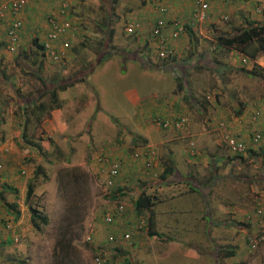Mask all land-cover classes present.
Masks as SVG:
<instances>
[{
    "label": "rangeland",
    "instance_id": "obj_1",
    "mask_svg": "<svg viewBox=\"0 0 264 264\" xmlns=\"http://www.w3.org/2000/svg\"><path fill=\"white\" fill-rule=\"evenodd\" d=\"M225 1L226 0H222V2L227 5L228 3H225ZM228 1L233 3V0ZM120 2H122L123 5L120 6L121 9L118 11L121 16L117 21L116 27L123 30L124 34L123 32H118L117 38L115 40L112 38L110 43H108V38L104 40L102 55L106 54L110 56L106 64L108 68L99 67L104 61L101 60V55H96L98 51L97 41L99 38L101 39V35L95 34L90 37H85L81 35L78 30V34L77 31L70 34L66 39L68 40L67 46L64 47L67 51H71L74 46L73 49L77 50L78 56L70 58L66 53L61 54L58 60H51V64L48 63L51 67H48V71H46L45 74H47V76L53 75V77L59 76L60 80L62 76L66 77L72 74L74 75L73 79L77 81V77L80 76L78 71L81 65L84 64L87 66L86 64H89L91 70H95L94 75L90 73L86 81L88 87L92 86L96 89L94 94L95 99L97 97L99 98L97 100L102 108H95L94 110V114L97 113V116L91 127V135L95 136L103 132L104 125H101V123H104L103 119H106L108 125L114 129H117V123H119V128H126L129 132L141 134L143 129L137 124V121H139L137 118L142 116L138 111L142 110L144 97H147L152 90L156 91L159 85L162 87L158 88L157 91L158 94H161L162 90L165 91L175 84V76L181 77L183 80L182 83L186 86L182 95V98L187 102L185 105L188 106V110H186L185 113H188L190 116H195L196 114L193 112L197 113L200 110L203 111L202 113L205 117L199 116V118L201 122H204L203 124L208 125L207 128L204 129L206 130L205 136L207 137L208 143H211L212 147H214L213 149H216L221 159H224L226 162L230 161L228 155L231 156V154L228 152L225 145H222L224 141L222 140V131L218 129V122L226 121L228 123L230 117L227 119H224V117L226 115H236L234 113L235 110L243 112L240 114H248V116L251 114L252 116V113L259 107L261 113H264V70L261 69L260 66H256L252 68V72L246 69L242 70V72H229L225 71V67L223 69L221 66H217V64L210 63V66H208L210 59L214 56L211 52L207 53L208 51H212L211 49L213 46L210 40L212 37L210 33H208V36L205 37L204 40H201L199 37L196 39L193 38L186 45L190 50L192 49L191 51L203 54L199 56V62L202 63L203 66L197 71L192 67L191 72H187L189 67L187 65L183 67L180 61H178V59H182L183 56L179 57V54L175 55L176 53L172 56L170 54L166 58H161L158 56L157 52H155L158 56L157 58V56L151 52H154L156 47L154 40L151 38V29L149 31V25H141V29L137 30V33L127 34L125 32L127 23H125V13L123 12L126 10L127 6H133L134 1L120 0ZM231 3L229 2V4ZM240 3L242 2H239V4ZM99 4L91 0L85 4L89 5L87 8L86 6L83 7V10L77 8L76 13L80 12L87 16L103 18V11L98 8ZM110 4L109 0H102L101 9L106 10V6L108 8ZM235 4L238 6V3ZM153 5L155 10H157L158 16H162L158 9V2H154ZM238 9L239 8H235V6L231 4V6L227 7L226 11L221 10L218 15L216 14L214 19H211V21L216 20L211 22L212 25H214L212 27L221 29V31H227L223 29H231L234 25H238ZM109 10L110 9L106 12H109ZM44 12L45 11H42L41 15H44ZM224 14L228 16V20H224L221 17V15ZM211 15L212 14H210V17H212ZM248 18H250V13H248ZM165 21L167 22L166 18ZM89 28H92V26H89ZM140 30H142L140 33L143 35L141 39L143 41V48L138 38V31ZM31 42L32 39L30 40V38H28V40L22 43L23 47H25L23 51H29V49L30 51L33 50ZM169 43H172V41ZM56 48L63 51L60 47ZM136 48H141L143 50L138 51ZM20 49L21 47H14L13 50H8L6 48V40H0V51H5V53H7V56H4L5 60L3 58L0 60V67L5 65L3 71L0 70V163L2 164V169L0 170V191H2V198L0 196V214H2L0 215V221L2 222L4 218H9L12 224L11 229L3 230L2 223L0 222V264H94L93 261L97 255H101L105 258V264H127L128 261L135 262L136 264H156L160 245L159 239L157 237H151L147 233V230L139 229V217L133 210L132 202L134 193L146 184H148L146 190H156L159 189V183L162 181L159 177H148L146 174L142 173V166L139 165L138 169L135 171L131 169L132 179L128 182L125 181V183H120L119 187L122 191H118L119 194L113 198L112 192L110 193L109 189L111 190V187L114 189V186L107 187L102 182L106 174L101 177L99 176L97 179L95 176L98 175V173L95 174L92 171L91 165L87 161V154L88 158H90L91 153L97 150L98 145L94 146V148L86 147V144L82 145V153L85 156V161L83 160V166H79L76 162L72 165L71 162L67 163L61 159L59 161L51 159L56 156L61 157L63 153H66L68 150L71 156H77L75 150L71 151V144L65 139L63 134H61L60 137V135L55 132L43 138L48 141L49 147L53 146V153H49L41 146L40 150H33L31 146L22 142L20 136L22 123L19 125L17 120V114L20 116L22 115L20 105L17 106V71H19V67L17 66V51H20ZM171 49L173 51L172 47ZM145 50L150 52H146ZM196 56L198 55L196 54ZM159 60L165 63H157ZM65 64L66 68L63 67ZM207 67H209L210 70H208ZM191 74L192 78L189 79V81L192 82L187 88V78ZM10 76L11 79L9 78ZM41 77L47 79L42 74ZM31 80L38 86L41 81L36 78L35 75L28 77L27 81L29 83ZM30 84L33 88V83ZM210 84L215 87L211 88ZM163 85L165 87H163ZM27 89L30 88L27 87ZM194 90L195 93L193 92ZM216 94L219 104L213 105L212 102L215 101V99H208L206 95L213 96ZM168 97L171 99L175 98L172 93H169ZM195 101L198 109L194 105ZM226 109L229 110L228 113ZM218 110L221 111L224 117H221V114L217 113ZM213 114H218V116L223 119L217 120L215 124H212L211 118ZM114 119H116V121H114ZM91 122L92 121H90V123ZM190 122L189 120V123ZM29 127V132L31 133V129H34L33 123L29 125ZM194 127L197 128L195 125ZM126 129L124 130L126 131ZM106 132L107 130L104 129V134ZM175 133L180 135L177 132ZM37 137L35 133L32 139L36 141L38 145H41L40 140L42 138L37 139ZM109 138H111V144H114L115 147H122V145L126 144V141L130 140L131 136H124L119 143H115L114 137H106L105 140ZM180 140L181 143L178 144L179 147H183V149H188L189 147V149L195 150V138L192 136H183ZM67 142L68 144H66ZM129 145L145 146L144 143L138 140L129 143ZM56 150L58 151L55 153ZM60 151H62V153ZM255 153L256 154L253 156L247 151L242 157H239L242 161H249L245 165V174H252V176L258 173L263 174L262 179L246 183L245 193L248 200L246 199L243 202L240 200L233 201V205L239 209L240 213L243 214L245 211L251 212L253 219H257V221H248V224L254 225L253 227H255V229L250 228L246 229L244 232H239L240 235H238V237L241 238V240H243L244 237L246 240L247 234L257 233L263 228V226H259L260 221L254 212L255 202H253V197L256 193L264 192V156L257 151H255ZM203 154L208 159L214 152ZM51 155H53V157ZM111 156L114 157L112 154ZM253 157L255 158L254 160H252ZM231 158H233V160L238 159L237 157ZM231 162L232 161H230V163ZM38 166L41 170H39V177L31 203L48 216L49 222L46 225H42L40 230L34 229L28 220V208L25 205L26 207L23 211L27 212L24 213L25 220L22 224L25 223L26 225L23 227L22 231H20L17 242L14 240L13 235L17 234V220L14 219L13 216L7 214L5 207L8 209V206H6L8 203L15 205L17 210V197L21 195V193L24 202L23 198L26 195L27 183L34 175V171L37 170ZM208 167L207 164V174L212 172ZM120 170L122 171L121 167ZM220 171L221 168L218 164L216 171L213 172V177L215 178L217 176L216 172L219 174ZM17 178L20 181L19 185H17ZM4 186H7V188ZM197 189L203 193L204 196L208 195V191L210 192L207 185H205V187L198 185ZM161 196V191H159L157 198L155 196V208L158 207L160 202H157L160 201L159 197ZM114 201L124 203L126 211L118 215L114 219L112 225L106 224L103 221V216L105 212L109 211V209H113L114 205H116L117 202ZM12 210L15 209L12 208ZM177 216L179 218L182 215L177 214ZM249 217L250 215H248L246 219L248 220ZM158 218L159 220L162 219L161 214H158ZM142 219L144 222L146 221L145 218ZM175 219V215L167 216V221H174ZM244 222L246 221H243V223ZM158 227L161 228L160 222ZM127 228L135 229L129 242L119 245L118 243H112L108 240V236L112 233L120 235L123 229ZM160 234L171 233L168 231V233ZM174 234L175 233H173V235ZM191 241L195 245H200L201 250L194 248V246H191V248L201 253L203 258L211 255L214 242L210 238V231H207V238L203 240H198L194 233ZM262 251L263 249L261 250V248H258V250H253V253H249L248 256L253 254H259L258 257L264 256V251ZM126 253H128V255ZM63 255H65V257H63ZM129 258L131 260H129ZM173 258L174 252L171 250L169 259ZM215 260L217 259L215 258ZM260 261L262 262V260Z\"/></svg>",
    "mask_w": 264,
    "mask_h": 264
},
{
    "label": "crops",
    "instance_id": "obj_2",
    "mask_svg": "<svg viewBox=\"0 0 264 264\" xmlns=\"http://www.w3.org/2000/svg\"><path fill=\"white\" fill-rule=\"evenodd\" d=\"M64 1L69 3L68 14L70 21L78 28L81 35L90 37L91 35L100 34L102 36L105 32L109 33V29H111L113 35L112 38L115 40L118 32H123L124 34L123 30L116 27L117 21L121 16L118 11L121 9L120 6L123 5L120 0H116L114 8H112L109 12H106L109 9L107 6L106 10L101 9L102 0H93L96 4L100 3L98 8L103 11V18L97 16H87L84 13L81 14L80 12L76 13L77 8H79V10H83L84 6L87 8L89 5L85 4L91 0H28L27 5L20 13L22 26L19 30L18 43L12 48H8L6 44V48L8 50H13L14 47H21L20 51H17V66L19 67V71H17V106L20 105V111L22 113L21 116L17 114L18 124L20 125L22 123L24 116H28L29 110H24V106L28 103L29 96H38V92L45 90L46 92L44 96H42V99L47 103L50 101V92H47V90H52L54 89V86L61 85L57 90L60 107L50 111V115L44 119L40 128L36 127L35 123H33L34 129L31 130L32 132H35L37 136L42 135L40 146L49 153L54 152L53 146L49 147L48 141L43 138L45 136L48 137L55 132L58 133L60 137L61 134H63L65 139H67V141L71 144V151L75 150L77 156H71L68 150L66 153H63L61 157H53V155H51L53 157L51 159L57 161L61 159L67 163L71 162L72 165L76 162L77 165L83 166L82 164L84 163L83 160L85 161V156L82 153V145L86 144V147L90 148H94V146L98 145L97 150L91 153L90 158H88L87 154V161L90 163L92 171L95 174L98 173V175L95 176L98 179L99 176L101 177L105 174L103 169L105 165L108 164L106 161H100L99 157L102 156L110 159H119L121 161L120 167L122 171L120 170L119 175L115 179V182H117L116 188L119 187L120 183L130 181L132 179L131 169L132 171H135L138 169L139 165L142 166V173L146 174L148 177H153L150 175L151 172H155L157 174L156 177H158V174L162 173L165 167L164 161H172L174 175L168 176L165 181L159 183V189L146 190L148 193L156 196V198L159 191H161L162 194V196L159 197L160 201L157 202H160L158 207L155 208L156 206H153L154 229L158 232V237H151H157L160 243L156 264H264V256L258 257L259 254L248 256L249 253H253V250H250L245 237L243 240L238 237V235H240L241 232L246 231V229H255V227H253L254 225L248 224V221H257V219H253L251 212L245 211L243 214L240 213L239 209L233 205V201L240 200L243 202L246 199L248 200L245 193L246 183L262 179L263 174L258 173L253 176L252 174H245V165L249 161H242L240 159V161L238 159L233 160V158H231L232 153L226 146V149L231 154V156L228 155V157L232 162H226L224 159H221V156L218 155L216 149H213L214 147H212L211 143H208L207 137L205 136L206 130L204 129L207 128L208 125L203 124L204 122H201V119L199 118V116L205 117L202 113L203 111L199 109L200 111L197 113L193 112L196 114L195 116H190L188 113H185V111L188 110V106L185 105L187 102L182 98V95L186 86L184 83H182L184 85L181 87L178 86V77L175 76V84L165 91L162 90L161 94H158L157 91L158 88L162 87L159 85L158 88H156V91L152 90L147 97H144L142 110L138 111L142 114V116L137 118V120H139L137 121V124L143 129L141 134L129 132L126 128L121 130L119 128V123H117V129H114L108 125V121L106 119H103L104 123H101V125H104L103 132L96 136L91 135V127L97 116V113L94 114V110L95 108H102L97 100L99 98L97 97L95 99L94 94L96 89L91 86L94 89L93 90L91 87L86 85L89 74L91 73L94 75L95 73V70H91V66H89V64H86L87 66L83 64L79 67L78 73H80V76L77 77V81L73 79L74 75L72 74H69L66 77L62 76L60 80L59 76L53 77V75L47 76V74H45V72L48 71V67H51V60L48 55L45 54L43 55L42 63H38L35 66L39 68L41 74L45 78L52 79L53 77L55 82L52 83L48 81V83L49 85L53 84L54 86H45L41 81L38 86L33 80H31L30 83H33L34 85L32 88V85L27 81L29 76L32 77V75L28 74L29 69H24L19 65L21 56L24 52H30L23 51L25 47H23L22 43L28 40V38L31 40L34 37H37L40 42L47 41V32L49 29L48 19L50 16H58L60 14L62 11V3ZM133 1V6H127L126 10L123 12L125 13V23L130 21H139L142 25H149V31L155 17L158 16L153 3L158 2V8L160 5H166L168 11L164 14L165 16H163L167 20V28L165 30L166 36L168 37L169 42L172 41V43H169L170 47L173 48L171 56L175 53V55L179 54V57L183 56V58L180 60L178 59V61H180L183 67L186 65L189 67L187 72H191L192 67L195 68V71H197L201 66H203L202 63L199 62V56H202L203 54L191 51L192 49L190 50L186 45L193 38L196 39L199 37L201 40H204L205 37L208 36V33L212 35L210 40L212 41L213 46L211 49L212 51H208L207 53L211 52L212 55H214L213 58L210 59L208 66H210V63L217 64V66H221L223 69L225 67V71L229 72H242V70L245 69L252 72V68L256 66H260L261 69L264 70L263 54H259L257 59L253 61L246 58V56L240 52L229 51L225 47L219 46L217 42V35L220 33H230L231 30L228 28L223 29L227 31H221V29L212 27L214 25L211 23L216 21H211V19L215 18L216 14L218 15L221 10L226 11L227 7L231 6V4L232 6H235V8H239L237 11V13L239 12L238 24H242L244 19L264 20V13H254L253 8L248 2L244 0H233V3H231V1L226 0L225 3H228L226 5L222 2V0H213V2L209 5L206 20L203 22H193L192 15L196 8L195 0ZM229 2L231 4H229ZM239 2L242 3L239 4ZM235 3H238V6H236ZM42 11H45L44 15H41ZM248 13H250V18H248ZM210 14H212V17H210ZM9 21L10 16H7L0 22V40L5 39L7 41L6 26ZM105 21L107 23H104ZM175 23L181 24L183 28V33L178 37V39L171 36ZM89 26H92V28H89ZM140 32H142V30L138 31V38L143 48V41L141 40L143 35ZM71 33L73 34L74 32H67L66 35L60 36L51 44H55L60 47L63 50L60 51L61 54L66 53L68 57L74 58L78 56V53L76 49H73V45H71L73 46L71 51L64 49L68 43V40L66 39ZM98 40H100V38ZM97 49L98 51L96 55H102L103 51H100L102 49H99L98 43ZM136 49L138 51L143 50L141 48ZM127 50L131 51L129 49ZM145 51L150 52L148 50ZM151 52L157 56L155 53L156 50ZM196 54L198 56H196ZM4 56H7V53H5V51H0V60L2 58L4 59ZM104 58L105 59L102 60L104 62L100 64L99 67L108 68L106 67V64L107 61H109L110 56L105 54ZM243 59H245V61H243ZM157 63L162 64L165 62L159 60ZM63 67L66 68V64ZM4 68L5 65L1 66L0 70L3 71ZM207 69L210 70L209 67H207ZM83 77L85 81L83 80ZM9 78L11 79V76ZM191 78L192 74L187 78V88L192 82L189 81ZM27 87L30 89H27ZM163 87L165 86L163 85ZM210 87L214 88L215 86L210 84ZM193 92L195 93V90ZM169 93H172L175 98H169ZM213 98L215 101H213L212 104L218 105L219 102L217 100V94L213 95L211 100H213ZM194 105L196 106V101ZM196 107L198 109V106ZM256 109L260 108L258 107ZM226 112L228 113L229 110L226 109ZM217 113L221 114V111L218 110ZM234 113L236 115H226L225 117L221 114V117H224V119L230 117L228 121L230 133L238 139L245 141V143L249 146L248 153L254 156V154H256L255 151H257L264 156V113H261V116L257 121L253 120L251 114L250 116H248V114H240L243 112L239 110H235ZM29 116L33 119L31 114ZM180 116H185L187 118L186 127L181 131L173 128L165 129L158 125V120H167L172 122ZM221 117H219L218 114H213L211 118L212 124H215L217 120L223 119ZM189 120L191 121L190 123ZM90 121L92 122L90 123ZM114 121H116V119H114ZM31 124L32 123L29 125ZM194 125L197 128H195ZM104 129L107 130L105 134ZM124 129H126V131ZM174 131L179 133L181 136L177 135ZM254 131L261 133V141L257 144L251 145V136ZM124 136H131V138L126 141V144L122 145V147H115L114 144H111V138L105 140L106 137H114L113 139H115V143H119ZM183 136H192L195 138V150L189 149V147L188 149L179 147L178 144L181 143L180 138ZM135 140L144 143L145 146H130L129 143H132ZM66 144H68V142ZM218 144L220 145L219 141ZM222 145L225 144L223 143ZM146 148L154 151L151 169L146 168L145 157L135 156L136 152L142 151ZM57 151L58 150H56L55 153ZM60 152L62 153V151ZM210 152H214V154L210 155L207 159L203 153ZM111 154L114 155V157H112ZM254 159L255 158L253 157L252 160ZM207 164L209 166L208 168L212 171L209 174L206 173ZM218 164L220 165L221 171L219 174L216 172L217 176L214 178L213 172L216 171ZM19 183L20 181L17 178V185H19ZM198 185L204 187L205 185L208 186L210 192L208 191L207 196H204L203 193L197 189ZM112 190H115V187L114 189H109V192L111 193ZM254 198L255 195L253 197V202H255ZM25 207L26 206L22 200L21 193V195L17 197V212H19V215L17 216V242L20 231H22L23 227L26 225L25 223L22 224L25 220L24 213L28 211V209L25 212L23 211ZM158 214H161V220H159ZM177 214L182 216L178 218ZM29 215L30 213L28 211V220L30 218ZM168 215H175L176 219L174 221H167ZM248 215H250V217L247 220L246 217ZM243 221H246V223L244 222L246 226ZM159 222L161 228L158 227ZM168 231H170L171 234H160L168 233ZM207 231H210V238L213 240L215 248L213 247L210 256L203 258L201 253L195 251L194 249L198 248L201 250L200 245L193 244L191 238H193V234L195 233L198 240H203L207 238ZM173 233L175 234L173 235ZM191 246H194V248H191ZM225 247L233 250L234 254L231 256H224L223 252L219 251L221 254L218 256V249ZM171 250L174 252L173 259H169ZM126 254L128 255V253ZM215 258L217 260H215ZM129 260L131 259L129 258ZM260 260H262V262ZM130 263L134 264L135 262L131 261Z\"/></svg>",
    "mask_w": 264,
    "mask_h": 264
},
{
    "label": "built area",
    "instance_id": "obj_3",
    "mask_svg": "<svg viewBox=\"0 0 264 264\" xmlns=\"http://www.w3.org/2000/svg\"><path fill=\"white\" fill-rule=\"evenodd\" d=\"M161 1V0H160ZM249 2L253 11L256 14L264 13V0H245ZM213 0H195L196 8L193 12V22H203L207 18L208 9L210 3ZM28 0H0V22L5 19L7 16H10L9 26L7 27V47L12 48L15 44L18 43L19 40V30L22 26V19L20 17V13L27 5ZM159 12L162 16L166 13L167 7L165 5L159 6ZM69 3L64 1L62 3V11L58 16H50L48 19L49 29L47 32V41L42 42L45 51V54L48 55L50 60H58L61 56L60 50L57 49L55 44L53 43L60 36L66 35L67 32H76L78 30L75 25L70 21L69 14ZM157 16L155 17V23L151 29V38L155 42L156 52L159 57L166 58L170 54H172V49L169 46L168 37L165 34V25L166 21L164 17ZM224 20H228L227 15H221ZM141 29V24L137 21H130L126 24L125 32L127 34H133L135 31ZM175 30H172L171 36L176 38L179 36L182 28V25L179 23H175ZM67 46V45H66ZM245 61V59H243ZM211 95H206V98L211 99ZM261 116V110L256 109L252 115L254 121H257ZM187 118L185 116H180L174 121L167 120H158V125L162 128H173L176 130H183L186 127ZM218 129L222 131V140L225 146L230 150L232 154H240L243 155L249 149V146L245 143V141L238 139L233 136L228 129V123L226 121L218 122ZM261 133L255 131L251 136V145L257 144L261 141ZM135 156L145 157V166L147 169L152 168V159L154 157V151L149 148H146L142 151H138L135 153ZM100 161L108 162L104 167V172L106 174L103 179V184L107 187L113 185L114 178L120 172L121 161L119 159H110L108 157H100ZM2 169V164L0 163V170ZM151 176L156 177L157 174L155 172L150 173ZM255 207L254 212L258 216V220L260 221L259 226H263L259 232L254 234H247L246 242L251 250H256L258 248L264 249V192L255 194ZM125 210V206L123 203H119L114 205L113 209L107 211L103 216V221L106 224H112L114 219L121 215ZM144 221V220H143ZM143 221H139V224L143 223ZM12 226L11 222L5 223L4 229L8 230ZM134 230H129L121 233L119 236H114L113 234L108 236V240L112 243H118L119 245H123L130 241L132 235L134 234ZM90 239V238H89ZM14 240L17 241V236H14ZM94 264H105L106 260L103 256L97 255L94 259Z\"/></svg>",
    "mask_w": 264,
    "mask_h": 264
},
{
    "label": "trees",
    "instance_id": "obj_4",
    "mask_svg": "<svg viewBox=\"0 0 264 264\" xmlns=\"http://www.w3.org/2000/svg\"><path fill=\"white\" fill-rule=\"evenodd\" d=\"M110 2H111V4L109 5V9H110L109 11H111V9L114 8V3L116 2V0H109V3ZM162 17H164V16H162ZM137 22H139V21H137ZM104 23H107V22L105 21ZM139 23L141 24V22H139ZM154 23H155V21H153L152 27H153ZM8 26H9V22H8L6 27H8ZM107 26L109 27L108 24H107ZM152 27H151V29H152ZM166 28H167V22L165 25V30H166ZM173 30H175L174 26H173ZM230 30H231L230 33L229 32L220 33L219 35H217V42H218L219 46H223L226 49H228L229 51L231 50V51L240 52L241 54L245 55L246 58H248L249 60H253V61H255L257 59L259 54L264 55V21H259V20H255V19H244L242 24L234 25L233 27H231ZM182 33H183V30H181L179 36ZM6 35H7V29H6ZM112 36L113 35H112L111 29H109V33L105 32L101 36V39L97 41V43L99 44V49L104 48V42H105L104 40L106 38H108V43H110L112 41ZM178 37H176V38H178ZM6 44H7V41H6ZM31 45H32L33 50H31V51L29 50L30 51L29 53L24 52V54L21 56L20 64L19 63L18 64L21 67H23L24 69H29L28 74L35 75L36 78L40 79L41 82H43L45 86L49 85L48 81L54 83L55 80H53V78L52 79H43L41 77L39 68H37L35 66L38 63H42L43 55H45V51H43V49H44L43 43L40 42L37 37H34L32 39ZM100 51H102V50H100ZM100 57H102L101 60L105 59L104 55H101ZM178 78H179L178 79L179 80L178 86L181 87L182 85H184V84H182L183 80L181 79V77H178ZM83 80L85 81L84 77H83ZM50 85L54 86L53 84H50ZM59 86H61V85H56V86H54V89L47 90V92H50L49 93V97H50L49 102L46 103L45 101H43L42 96H44V94L46 92L45 90H43L41 92H38V96H36V95L29 96L28 97L29 98L28 103H26L24 106V110L28 109L29 113H28V116L26 115L23 118L22 127H21V135H20L21 141L25 142L26 145L31 146V148L33 150L34 149L40 150V145H38V143L32 139L34 137L35 132H31V133L29 132V130H30L29 124L35 123V126L40 128L44 119L50 115V111L52 109L60 107V100L57 97V92H58L57 90H58ZM30 114L32 115L33 119L30 118V116H29ZM41 138H42V135H39L37 137V139H41ZM232 157H237L239 159V157H242V155L233 154ZM164 163H165L164 164L165 167H164L162 173L158 174V177L161 181H165V179L168 178V176L174 175L173 174L174 168H173L172 161H170V160L166 161L165 160ZM39 170H41V168L38 166L37 170L34 171V175L32 176V178L27 183L26 195L24 196V203L27 206L28 211L30 213V215H29L30 216V218H29L30 224L32 225V227L34 229H37V230H40L42 225H46L49 222L48 216L41 209H39L37 206H34L31 203L32 197L34 195V189H35L38 177H39L38 176ZM116 177L113 180V186L114 187L117 184V182H115ZM175 179H177V178H175ZM146 186H148V184H146L144 187H142L141 189H139L137 192L134 193L132 207H133L134 212L139 217L138 218L139 221H143L142 218H145V220H146L145 222L143 221L142 224L141 223L139 224L140 225L139 229H145V230H147V233L150 236H157L158 237V232L154 229V210H153V206L156 203V198L153 194L148 193L146 191ZM4 187L7 188V186H4ZM118 191L121 192L122 189H120V187H118L112 191L111 194H112L113 198L119 194ZM0 196L2 198V191H0ZM114 202H117V201H114ZM119 203H122V202H117L116 204H119ZM6 206H8V209L5 207L7 214L13 216L14 219L17 220V216L19 215V212H17L16 206L12 205V204H8V203L6 204ZM124 206H125V204H124ZM12 208H14L15 210H12ZM125 211H126V206H125L124 212ZM10 221L11 220L9 218H4L2 220V222L1 221L0 222L2 223V226H5V223L10 222ZM110 225H112V224H110ZM11 228H12V226H11ZM132 228H127V229L123 230L122 233L125 231L134 230ZM3 230H5L4 227H3ZM0 232H1V229H0ZM112 234L114 236H119V235H115L114 233H112ZM13 235L17 236V234H13ZM0 238H1V235H0ZM1 242H3V241H1ZM4 243H7V242H4ZM219 251L223 252L224 256H231L232 254H234L233 250L228 249L226 247L225 248H219L218 252ZM221 252L218 253V256H219V254H221ZM61 256H62V254H61ZM63 257H65V255H63ZM127 263L132 264L130 262H127Z\"/></svg>",
    "mask_w": 264,
    "mask_h": 264
}]
</instances>
